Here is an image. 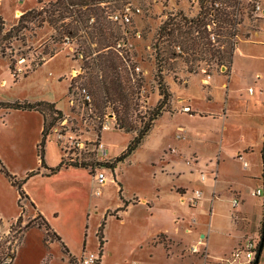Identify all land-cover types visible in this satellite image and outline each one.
<instances>
[{
  "label": "rangeland",
  "instance_id": "1",
  "mask_svg": "<svg viewBox=\"0 0 264 264\" xmlns=\"http://www.w3.org/2000/svg\"><path fill=\"white\" fill-rule=\"evenodd\" d=\"M55 1L0 0V16L4 21L3 34L17 25L18 17L15 19L17 11H23V13L28 10L40 11ZM132 2L134 6L140 7L141 13L134 17L130 26L126 27L128 34L124 40H127L130 50L127 54H121L122 64L118 67L121 75L128 73L130 89L134 91V94L130 95L133 105L126 117L127 122L138 128L141 121H146L147 110L152 108L159 99L155 76L161 65L163 81L166 84L167 78L172 81L170 90L176 95L183 96L179 97L182 104L187 103V98L190 97V102L197 103L200 107L209 110L221 109L229 113L227 117L230 120L226 121V130L223 131L227 145L231 144L233 148L239 147L244 136L243 141L252 142L256 146L259 135L261 136L260 129L264 126V106L252 103L246 88H253L259 84L264 88L263 78L256 81L254 77L258 71L264 74V58H262L264 47L258 45L248 47L247 44L242 43H254L255 32L259 28L262 30L260 38H264V14L254 12L256 3L260 4L262 10L264 9V0H238L237 2L236 12L240 20L237 47L252 56L249 57L250 60L245 59L241 67L243 76L239 79H231L230 90L240 88V91L236 93L233 91L234 94H231L230 99V95L228 94V97L225 94L233 51L229 50V39L224 33L225 27L219 31V40L223 49L216 54L212 52L211 56L212 80L217 77L213 83L221 84L219 90L217 88L212 91V98L211 82L207 86L201 85L202 77L197 71L201 63L200 59L190 54L187 46L183 48L185 53H189V57L182 56L169 60L172 58L173 42L172 39L168 41L159 38V13L162 9L159 1L132 0ZM169 2L179 4L183 1L170 0ZM119 3L120 0H115L109 8L117 7ZM232 9L234 10V6L230 8V13ZM102 15L103 23L112 32V37L108 36V40L109 45L113 46L114 37L116 39L122 37V31L119 26L105 18V13L102 12ZM61 23L69 24L70 27L77 29L78 34L69 37L68 40L64 39L65 35L59 33L53 24L46 21L43 14L24 23V27L18 32H13L10 38L1 41L0 101H45L56 104L55 108L60 109L63 119L56 123L47 137L45 161L53 164L62 155L61 158L66 163L86 164L84 169L88 171L89 176L83 173L77 182L79 197L74 198L68 189L71 181L60 173L52 175L54 177L44 176V178L40 177V174L34 175L24 183L23 187L37 196L40 206L48 214L51 215L52 211L57 213L51 219V223L71 247L81 251L84 246L85 253L93 252L100 255L102 264H208L207 261L212 262L210 256L204 259V256L200 254H191L187 246L178 250L183 241L169 238L167 234H158L153 239L149 237V232L154 229L175 228L162 212L171 209L166 198L159 199L154 204L160 213L153 217L150 215L148 204H137L140 195L152 196L150 194H153L152 186L159 180L158 176L153 179V174H157L158 168L164 165V161H159L160 155L156 146V141L159 137L161 138L160 133L164 134L163 123L161 125L159 121L161 118L156 121L137 150L116 165L114 172L107 169L105 165L98 167L100 171L109 175L113 182L110 181L103 186L101 196L93 195V172H90L89 168L93 167L94 162H102L93 150V141L100 139L103 132L100 140L107 145V155L112 157L120 149H125L131 134L115 128L116 114L113 108L117 105L98 95L96 97L85 86L90 76L96 75L100 78L97 70L88 67L97 49L96 38L92 39L91 35H88L94 21L90 23L91 26L89 25L87 30L82 28L83 25L78 23L77 19L73 22L71 17L64 18L59 24ZM138 32L139 38L135 36ZM198 38L191 47V49L196 47L195 53L202 47L201 38ZM80 54L82 58H79ZM220 56L221 61L218 62L216 58ZM221 64L226 67L225 74H220L217 69ZM135 67H138L139 71L134 70ZM187 73L192 76L190 77ZM82 90H85L89 96V101L83 98ZM172 99H174L173 96L171 101ZM41 117L35 111L0 109V167L15 176L17 180L24 179L29 172L39 168L36 146L40 140L43 123ZM244 123L247 126L243 127ZM102 124H107L108 130H102ZM71 137L73 140L84 142V148L70 145ZM250 160L254 166L256 155L252 154ZM227 167L231 168L233 165L230 164ZM259 168L261 170L263 167L260 165ZM116 187H122L120 197L119 189L116 190ZM80 192L83 193L82 197L79 195ZM24 194L26 195L25 192ZM262 194L264 195V191ZM17 197L16 188L0 171V252H7L8 249L14 251V258L10 264H74V260L68 256V251L58 235L30 204L28 196L22 198L19 205ZM127 200L131 201L132 206L123 214L124 212L118 211L117 208H121L124 202L128 206ZM17 213L20 218L16 223ZM226 213L228 215L225 208L224 214ZM112 214L119 215V219L111 216ZM187 221L188 219L185 218L184 223ZM101 222L104 223L101 233L102 247L99 246V236H97ZM12 226L13 231L9 232ZM223 238L222 232L213 235L210 248L221 249ZM205 246L204 244L202 248L204 249ZM198 259L200 261H197ZM195 260L197 262H194Z\"/></svg>",
  "mask_w": 264,
  "mask_h": 264
},
{
  "label": "crops",
  "instance_id": "2",
  "mask_svg": "<svg viewBox=\"0 0 264 264\" xmlns=\"http://www.w3.org/2000/svg\"><path fill=\"white\" fill-rule=\"evenodd\" d=\"M20 13L22 14L23 11H20ZM262 14H264V9L262 10ZM261 32L260 28L255 32L256 41L254 43L242 44H247L248 47L255 45L264 47V38H260ZM235 54H237L236 57ZM250 56L252 55L246 54L240 47H237L236 51L232 54L225 94L227 96L228 94L230 95V97L228 96L229 99L231 98V94H234L233 91L235 93L240 91V88H236L233 91L230 90L231 79H239L243 76L240 71L241 67H243L246 60H250ZM262 58L264 57L262 56ZM254 77L257 79L256 81L261 78L264 80V74H260L259 71L255 73ZM189 78L186 82V87L188 86ZM216 79L217 77L211 80V96L213 90L217 88L219 90L221 87V84L216 85L213 83ZM170 83L172 81H169L167 78L169 87ZM249 88L252 87L246 88L247 95L250 94L248 92ZM171 94L174 99L170 103V112H164L159 120L161 125L163 123L164 134L160 133L161 138L159 137L158 141H156L160 155L159 161H164V167L158 168L157 174H153V179L158 176L159 180L158 182L155 181V184L152 186L151 191H153V194L150 193L152 196L140 195L137 204H148V209L151 211L150 215L153 217L160 213L154 207V204L159 199L166 198L171 205V209H166L162 212L175 228L154 229L149 232V237L153 239L156 235L162 233L167 234L169 238L183 241L184 244L182 243L180 248H177L178 250L186 246L190 249L198 242H202V244L206 245L208 258L210 256L212 259V262L207 261V263L221 264V261L244 239L259 235L261 230L264 220V195L261 193V196L258 197L254 195V191L258 188L261 189V192L264 191L263 168L261 170L259 168L260 165L262 166L260 151L264 140V126L260 129L261 136L259 135L256 146L252 142L243 141L245 137L242 135L243 138L240 146L233 148V145H227L223 136V131L224 129L226 130L225 123L230 120L227 117L228 112L221 109L209 110L205 107H200L197 103L190 102V97H186L187 103L182 104L183 102L179 101V97L183 96L176 95L173 92ZM248 97L252 100V103L264 106L263 86L259 84V86L253 87L252 93ZM184 105L190 106L194 114L180 112L181 107ZM56 109L58 108L56 107ZM243 125V127L247 126L245 123ZM102 134L103 132L100 139H102ZM48 143L50 144L51 142L49 141ZM105 147L107 151L106 144ZM122 150L123 148L112 157L107 155L106 159L108 161L115 159ZM238 154L242 155V161L237 159ZM252 154L256 155L254 166L250 160ZM61 157L62 155L53 164L45 161L46 165L49 167L56 166ZM191 158L194 159L193 162ZM187 161H190V163L187 164ZM230 164L233 167L228 168L227 166ZM40 171L43 172L44 170L40 169ZM59 173L71 181L68 189L69 192H72L73 198L79 197L77 196L79 192L77 182L83 173L89 176L88 171L82 168L68 167L62 168L56 175ZM40 177L44 178L42 175ZM106 177L108 178L107 183H110L111 177L109 175H106ZM120 188L122 192V187ZM118 189L116 187V190ZM23 190L28 196L30 204L34 206L39 215L58 235L68 251V256L73 260L78 258L85 250V247L83 246L81 251L71 247L65 241L63 235L51 223V219L57 213L52 211L51 215L48 214L40 206L39 201L36 199L37 196L32 191H27L24 187ZM193 190H200L202 197L195 208H190L182 201V198L191 196ZM79 195L82 197L83 193L80 192ZM234 198L239 200V205L236 209H232L231 207V201ZM143 201L144 203H142ZM127 202H129L128 206L124 211H121L124 212L123 214L132 206L131 201L127 200ZM225 208L228 215L227 213L224 214ZM18 216L17 213L16 218ZM185 218L188 219L187 223H184ZM221 232L224 237L221 249L215 250L210 248L212 236L217 233L221 234ZM200 247L202 248L203 245ZM197 261L200 260L198 259ZM197 261L195 260L194 262ZM258 264H264V239Z\"/></svg>",
  "mask_w": 264,
  "mask_h": 264
},
{
  "label": "trees",
  "instance_id": "3",
  "mask_svg": "<svg viewBox=\"0 0 264 264\" xmlns=\"http://www.w3.org/2000/svg\"><path fill=\"white\" fill-rule=\"evenodd\" d=\"M101 0H56L54 3H49L47 8H42L40 11L37 10H28L24 12L18 18V23L15 26H12L9 31L3 34L4 30V21L0 16V43L3 39L11 37L13 32H18L21 28L24 27V23L32 21L35 17H41L45 15L46 21L50 24H53L55 28L58 29V32L64 34L68 37H73L78 34V30L69 26V24H59L66 17H71L73 22L78 20V23L82 24L85 30L89 28V20L94 19V24L91 27V30L88 31V35H91V38H96L97 49L94 53L95 57L92 58V61L88 67L92 70H97V73H100V78L96 75L90 76L88 78L86 85L92 93L97 97L100 96L106 101H110L112 104L117 106L113 108L116 114L115 128L125 133L131 134V139L126 145L125 149L111 162H97L93 164V167L89 168L90 172H94L101 165H105L107 169L113 171L116 168L118 163L126 160L131 154H133L137 148L141 145L143 139L148 135L150 130L155 125L156 121L162 116L164 112H170V103H171V91L168 84L163 81V76L161 75V65L156 73V82H157V93L159 99L156 104L147 110V119L145 122H140L139 127L133 126L130 122H127V115L132 107V98L130 95L134 94V91L130 89L128 73L126 75H121L118 72V67L122 64L123 56L119 55L118 52L113 50L114 44L118 39L115 38V42L112 45H109L108 36L112 37V32L109 28L103 23L104 16L102 15V9L95 6ZM115 1V0H111ZM232 5L237 4L238 0H228ZM73 7L74 9H70ZM43 19V18H42ZM91 26V25H90ZM198 26V25H197ZM164 26H160L158 33L159 38L163 35ZM199 28V26H198ZM199 30V29H198ZM79 36V35H78ZM198 47V45L196 44ZM196 48V47H195ZM158 51V50H157ZM157 61V60H156ZM161 64V62H160ZM70 88V87H69ZM68 88V90H69ZM129 90V91H128ZM97 101V99H96ZM100 99L98 100V102ZM0 109L5 111L16 110V111H35L39 113L43 118L42 129L40 133V140L36 146V154L39 162V168L36 171L29 172L26 177L22 180H17L15 176L10 175L3 167H0V171L3 172L6 177H8L10 184L16 188L18 194V202L22 198H27L24 194L23 185L24 183L34 175H42L45 177H50L58 173L62 168H86V164H76L66 163L63 158L60 159L59 163L54 167H49L45 162V146L47 137L51 134L53 127L56 123L63 119L62 112L55 108L54 103L45 102V101H36V102H3L0 101ZM261 162L263 167L264 175V140L262 143L261 151ZM40 169L44 170L43 172ZM121 188L118 190L120 197ZM127 207L126 202L123 203V206L118 209V211H124ZM119 219V215H111ZM106 215L104 216L105 220ZM17 218L16 223L19 221ZM1 222V221H0ZM104 223L101 222L98 227L97 236L99 240V246L102 247V229ZM264 220L261 226V230L258 236V247L261 244V240L264 238ZM26 227V226H25ZM13 231V226L10 227V231ZM252 264H258L260 254L256 253V258ZM14 258V251L9 250L7 252H0V264H10Z\"/></svg>",
  "mask_w": 264,
  "mask_h": 264
},
{
  "label": "built area",
  "instance_id": "4",
  "mask_svg": "<svg viewBox=\"0 0 264 264\" xmlns=\"http://www.w3.org/2000/svg\"><path fill=\"white\" fill-rule=\"evenodd\" d=\"M15 1L21 2V0ZM152 1H159L162 7L159 13V27L164 26L165 28L161 39L168 41L172 39L173 42L172 58L169 60H175L182 56L189 57V53H185L184 50L185 46H187V50L190 54L200 59L201 63L199 67H197V71L198 75L202 77L201 85H209L212 80L211 71L213 68V64L210 63L212 61L211 56L213 53L216 54L219 50L221 51V49H223V45L219 40V31L224 27L225 36H228L229 39V50L234 53L237 49L239 40L238 28L240 26L238 13L236 12L237 4L232 5L228 0H182L183 2H180L179 4L173 2L170 4V0ZM113 2L114 1L111 0H101L95 4V6L99 8L101 7L103 13H105V18L110 23L119 26L122 31V37L115 42L113 50L118 52L119 55L122 53L127 54L130 50V46L127 44V40H124V37L128 34L126 27L132 24V20L141 13V9L140 7L134 6L132 0H120L117 7L112 6L110 9L109 6ZM232 6H234V10L232 9V12L230 13L229 10ZM69 8L72 10L74 9L73 7ZM254 12L255 14L260 13L262 15V9L259 3L255 4ZM22 14L20 11H17L15 13V18H19ZM93 21L94 19L91 18L89 20V25H91L90 23ZM197 25L199 26V30L197 29ZM135 36L139 38V32L135 33ZM198 37L201 38L202 47L199 48L197 53H195L196 48L191 49V47H193L195 39ZM68 38V36H64V39L68 40ZM207 57H209V62L206 59ZM79 58H82V54L79 55ZM216 59L220 62L221 56ZM221 65L217 67V69H219L220 74H225L227 71L226 67ZM134 70L139 71L138 67H135ZM187 74L192 76L190 73ZM248 92L251 94L252 88H249ZM82 96L85 101H89V96L85 93V90H82ZM181 112L189 114L192 110L190 106L184 105L181 108ZM102 130H108V125L102 124ZM71 140L72 141H70L69 144L73 147L84 148V142L76 139L73 140L72 137ZM93 150L100 161H107L106 147L100 139H95L93 141ZM237 159L242 161V155L238 154ZM189 163L190 161H187V164ZM110 181L113 182V180ZM107 182L108 178L105 173L96 169L92 176L93 195L96 197L101 196V189ZM261 193L260 188L254 191V195L258 197L261 196ZM201 197L202 193L200 190H193L191 196L182 198V201H184L188 207L195 208L201 200ZM142 203H144V201ZM238 205L239 200L236 198L232 199V209H236ZM258 241V236H250L244 239L227 257H225V259L221 261V264H252L256 258ZM201 245L204 246V244L198 242L195 246L190 248V252L192 254H200V256H204V259H206V246L204 249H198ZM74 264H101V257L93 252L87 254L83 251L80 256L74 260Z\"/></svg>",
  "mask_w": 264,
  "mask_h": 264
},
{
  "label": "water",
  "instance_id": "5",
  "mask_svg": "<svg viewBox=\"0 0 264 264\" xmlns=\"http://www.w3.org/2000/svg\"><path fill=\"white\" fill-rule=\"evenodd\" d=\"M263 179H264V175H263ZM263 231H264V226H263ZM264 239V238H263ZM263 239L261 240V244L259 245V247H258V253L260 254V252H261V250H262V246H263ZM258 259V256H257V258H255V260H257Z\"/></svg>",
  "mask_w": 264,
  "mask_h": 264
}]
</instances>
